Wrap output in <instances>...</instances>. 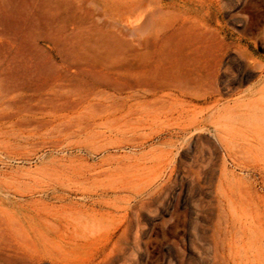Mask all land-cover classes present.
<instances>
[{
  "label": "rangeland",
  "instance_id": "374dc122",
  "mask_svg": "<svg viewBox=\"0 0 264 264\" xmlns=\"http://www.w3.org/2000/svg\"><path fill=\"white\" fill-rule=\"evenodd\" d=\"M46 1L37 7L59 8L68 47L84 36L134 51L154 27L137 0ZM34 2L0 0L4 83L9 57L57 53L52 41L22 38ZM167 2L173 17L181 7L183 24L196 27L191 37L208 33L203 50L231 45L217 53L213 83L188 85L194 94L179 99L188 118L130 100L134 63L106 74L97 90L106 94L91 102L40 104L50 95L34 91L0 102V264H264V0ZM56 235L64 240L47 247Z\"/></svg>",
  "mask_w": 264,
  "mask_h": 264
},
{
  "label": "bare ground",
  "instance_id": "6f19581e",
  "mask_svg": "<svg viewBox=\"0 0 264 264\" xmlns=\"http://www.w3.org/2000/svg\"><path fill=\"white\" fill-rule=\"evenodd\" d=\"M42 1L43 0H35L34 3L36 5L35 4L34 5L36 7L33 6L34 8L31 7L32 9H30L27 6V9L29 8V10L25 9L22 38L23 39L25 38L24 39L25 41L27 40L32 42H39L46 40L52 41L54 42L56 48L58 49L57 53L56 55L53 53L55 55V56L53 55V57L42 56V55H34L28 59H20L19 57L18 58L12 57L10 59L9 57L7 62H5L7 63V65L6 64L5 65L10 70L8 74L10 73L11 74L10 75L3 74L5 78L8 76L7 77L8 79L4 80L6 83L2 81V79L4 78L0 79L1 82H3V84L0 85V102L6 101L11 93L17 91H29V92L34 91L36 94L48 93V95H50L48 101L45 102L44 99L41 100L40 98L39 102L37 101L40 104L47 103L51 105H56V104L58 105L59 103H61L62 105V103L68 104L69 102H73V101H75V103L77 102L81 104L85 102H91V100L94 99V97L97 96L101 97V95L103 96L106 94V93L103 94V91H99L100 93L97 91L103 89V85L105 81L104 77L106 74L108 75L110 73L112 74L114 73L117 76L118 75L120 76L122 75L121 73L124 72L126 66L128 67V70H130L131 68H133L134 65L132 64L134 63L136 67H135V71H133L134 72L133 74L136 79L135 85L137 87V91L135 92L134 95L129 96L130 100L132 101L136 100L139 106L143 107L144 109H147V111H149L150 113L153 111L152 113H157V114L159 113L160 115L170 116L173 119H185V117L188 118L189 116H185V111L180 107L183 105V102H180L179 99H181L182 97L185 98L190 97L194 94L193 93L194 88L191 89L188 85H195L197 86V88L198 87L203 88L204 87L202 86L203 84L206 86L209 81L213 83L211 79L217 77L215 76L216 75L215 72H218L220 67L219 61H217L218 51L221 48H225L227 50L231 49V45L227 42H224L216 46L215 45L211 46L210 44L209 46H206L203 50L201 42L210 40L208 33L195 38H193L194 36L191 37L192 31L196 27H187V25L183 24L181 18L184 14L183 12L184 10L180 11L181 7H179L180 12L179 11L177 12L178 14L179 13L180 14L179 15L177 14L176 15L177 17H173L172 16L173 10L170 9L171 3L167 2V0H137V2L135 1L137 4L134 6H136V12L139 13L140 16H143V14H145L146 11H149L151 13V20L149 21L150 22L153 21L154 27L153 26L152 27L154 29L152 28V30L148 33V35H146V33L145 34L142 33V36L136 42L137 43L136 48L134 47L135 45L133 46L135 48L134 51L130 50L132 46H130V48L128 47V50L130 51H127L126 47L129 44L128 45L126 44L127 46L123 49L124 51L118 49V47L114 49L110 45L111 43L109 44L106 43L103 45L96 44L95 46L92 43L90 45L87 44L89 43L87 42V40H84L83 35H81V38L83 36L82 38L83 41H82L80 36L78 37L77 36L78 34L75 35V33H73L74 36H77V39L79 38V40L81 39V41L77 40L79 43L78 46L77 45L73 46L72 42L75 41L77 44V41L76 39L70 40L71 38L70 36L68 41H72L70 43H72L71 45L73 46L72 48H70L71 45L68 47L67 45L64 44L66 43L69 35L64 32L66 29L65 26L64 25H62L64 27L60 26L58 22L59 18H61L59 17L60 16L59 8H57L58 10L56 9L57 12L53 13L55 10L53 11L54 7L52 5V2H50L51 5H48V3L46 5V9L47 6H50L48 8L50 11L47 12L48 10L46 11L44 9L45 6L43 8L44 10L42 9L41 11L39 10L40 8L39 4ZM49 1L50 0L46 2ZM46 2H44V5ZM157 4L162 5L161 10H158L156 8ZM37 5L39 6L37 7ZM202 9H204L203 5H202ZM170 10H172V12ZM55 14L58 16H56ZM131 16L133 17V15ZM186 16L188 17V15ZM57 17H59L58 21H57ZM172 18L173 19L175 18L174 21L172 20ZM184 18H186L185 15ZM187 23L189 22L187 21ZM145 26H149V25L145 24ZM145 26L143 25L144 28H147ZM201 26H204V24ZM206 28L208 27L205 26V29ZM77 30L76 32H79ZM199 31L201 32V30ZM204 31L202 32L204 33ZM202 32L201 34H203ZM64 33L66 36L68 35L67 39L64 38L66 41H64V39L61 37L62 34ZM199 39H201L202 41ZM126 41H128V39ZM102 43L104 42L102 41ZM120 47H122L121 44ZM198 55H201L202 57H199ZM0 65H2V63ZM250 66L252 67V65ZM254 67L252 68L254 69ZM256 68L258 69V66H256ZM71 70L73 72L79 73L78 75H80L81 78L78 79V77H75L73 74H71L72 73ZM125 74L127 75V73ZM244 77L245 76H242V78L239 81H242ZM261 81H264V76L261 77ZM107 82L108 81H106V83ZM65 83L68 84L64 85ZM135 85L133 84V86ZM1 86H3L4 88L3 91L1 90ZM258 92L261 93L264 92V86ZM114 95L116 96V94ZM167 96L171 98L173 97L174 103H171V105H169L170 103L167 104V101L165 100L167 99L166 98ZM116 98H120V96ZM33 100L35 101L36 99ZM63 240L64 239L62 235H56L51 237L49 236L48 241L44 243H46V246L48 247L49 245L54 244L57 241H63ZM108 258H110V256Z\"/></svg>",
  "mask_w": 264,
  "mask_h": 264
}]
</instances>
